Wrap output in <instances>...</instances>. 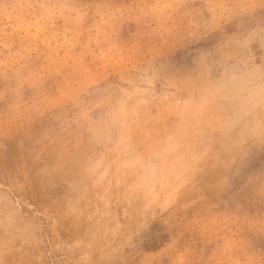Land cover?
<instances>
[{"label": "rangeland", "instance_id": "1", "mask_svg": "<svg viewBox=\"0 0 264 264\" xmlns=\"http://www.w3.org/2000/svg\"><path fill=\"white\" fill-rule=\"evenodd\" d=\"M0 264H264V0H0Z\"/></svg>", "mask_w": 264, "mask_h": 264}]
</instances>
